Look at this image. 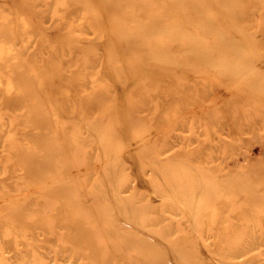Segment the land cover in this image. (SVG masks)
<instances>
[{"label":"rangeland","instance_id":"1","mask_svg":"<svg viewBox=\"0 0 264 264\" xmlns=\"http://www.w3.org/2000/svg\"><path fill=\"white\" fill-rule=\"evenodd\" d=\"M168 2L0 0V211L58 215L24 171L52 172L31 159L53 151L79 210L120 198L146 213L65 217L78 254L34 230L43 264H264V0H177L175 38ZM116 25L132 42L109 38ZM3 233L0 264H35Z\"/></svg>","mask_w":264,"mask_h":264},{"label":"bare ground","instance_id":"2","mask_svg":"<svg viewBox=\"0 0 264 264\" xmlns=\"http://www.w3.org/2000/svg\"><path fill=\"white\" fill-rule=\"evenodd\" d=\"M176 1L177 0H169V2L167 3L168 9L170 10V13L172 15H175L167 23V25L170 26V28L168 30V34H169L170 38H172V37L175 38V37L178 36V34L176 33V27L171 28L172 25H176L177 24L176 23V21H177L176 20L177 12L176 13L173 12V8H174V5H175ZM195 3L198 4L199 1L195 2ZM233 4H234V2H233ZM104 5L106 6V8H107V10L109 12L114 13L113 10L111 9V7L109 6V4H105L104 3ZM229 8L231 10H230L229 13H227V16L230 19H233V18H235V15L238 16V14H240V13H238L235 10V4L233 6H231V7H229ZM184 10H185V8H184ZM228 17H227V22L230 21V19ZM153 21H154V18L150 19L151 23ZM188 21H190V20L188 19ZM93 22H94V20H93ZM117 27H118V29H117ZM199 27H200V25H199ZM110 31L113 34V36H111L109 38L112 41H114V42H118L120 44V46L123 47V44H127L129 42H132L131 41L132 40V31L125 32V30L119 25L112 26L110 28ZM187 34H189V33L187 32ZM191 35H193V34H191ZM222 35H223V33H222ZM186 36H188V35H186ZM220 36H221V34H220ZM223 36H221V37L223 38ZM189 38H191V36ZM196 38H198V37L196 36ZM224 38H226V36ZM189 40L191 41V39H189ZM249 40H250V38L248 36H246L245 37V41H249ZM160 41H161V39H157L156 40V45L157 46L159 45ZM199 43H200V41H199ZM199 43H198V45H199ZM195 45H196V43H195ZM196 47H197V45L195 46V48ZM195 48H193V49H195ZM204 51H209V50L203 48V53H204ZM224 51L226 52L227 55H229V54L231 55L232 53L238 52L236 49H234V50L232 49L231 52H229L227 50H224ZM192 53H193V51H192ZM194 53H193V55L190 54V56L193 57L195 55ZM227 55H226V57H227ZM199 56H197V57H199ZM234 56H236V55H234ZM221 57H222V55H221ZM213 65L214 66H218L219 64H217V65L213 64ZM223 66H225V65H223ZM65 147H68L67 143H65ZM72 149H74V146L72 147ZM63 150L71 151L69 149V147L67 149H63ZM29 153H31V152H29ZM51 153H53V151H50L48 154H46V156L44 158L37 157L38 159H36V158L31 159L32 162L36 161L38 163V164H35V169H37V167L44 168V169H51L52 172H49V173L34 172V170L32 169V166L34 165V163L29 165V163H28V161L26 159L22 158V160H23V162H25L24 160L27 161L26 167H25L26 169L24 170L25 171V176H26V180L25 181L28 182V183H33L35 178H36L39 182H42L44 184V185H41V186L39 185L40 188H41L39 190V193H41L44 198H46V197H54V198L57 199V202H61L62 203L61 208H59L57 210L58 215L56 213H54L53 211H49L46 215H43V216H41L40 214L38 215V213L33 214L36 211V210H34L35 208L30 209L28 212H25L24 214L21 213V214H13V215H10V212L7 211V210H1L0 211V235H4L3 232L9 230L10 233H13L17 237V240L21 244L28 245V244L32 243L31 246H29L30 249L27 248L28 250L26 248H24L23 246L22 247H15V246L11 245L13 250H19L20 249V250H23V251H27L26 254H27L28 263L29 262H33L35 264H43L42 263V259L39 256H36V254H35L36 249H40L41 245L40 244L37 245V243H36V240H35L36 239L35 238L36 232L34 230L38 229V230L41 231L42 234L43 233L44 234L53 233V232L59 234V233H62L60 231V228L65 227L68 230H71V229H74V227H77V226L80 225V223H68V222L63 221V219H65V217H70V218L75 217L76 218V217H88V216L91 217V216H98V215L99 216H104V217H107L108 215H111V217H116V218L117 217H124V218L129 217L130 218L132 216L138 217V218H144L145 217L146 213H144L142 211V209L139 208V207H137V209L134 211V213L132 212L133 210L129 211L132 207L130 205H128V204H125V201L120 199V198L108 202L109 204H106V206H102L101 205V206H99V208L91 209L88 212H82L81 210H79L78 207H75V205H72V204H77V202H80L81 201L80 197H78L75 194V192H73L71 194L65 193L63 191V189H61L62 188L61 186L55 185L54 182H53V177L54 176H57L58 174L64 173V172L68 173L67 169H69V168L68 167H62L61 168L62 170H61V169L52 168V167L51 168L50 167L46 168V166H45L46 164H52V162L50 160V156H49ZM22 154H24V153H21L20 155H22ZM32 155H35V154H32ZM31 158H32V156H31ZM32 173H35V174H32ZM52 173H54V175H52ZM105 176L108 178L110 176V174L109 173H105ZM23 181H24V179H23ZM36 185H37L36 187H38V184H36ZM103 193H104V191L102 189H100L99 186H96L93 189V192H92V194L97 197L96 200H99L100 198L104 197L102 195ZM40 200H42V199H40ZM66 203L68 205H70V204L71 205L67 206ZM156 213H159V212H156ZM42 217H45V218L43 219ZM42 221H44V223H43V225H40L42 223ZM123 224L125 226V223H123ZM116 227H119L121 229V227H123V226L122 225H119V226L117 225ZM98 229L100 231H104L105 229H107V227H104L102 225ZM21 232L25 233L26 236H23V234H20ZM62 234L64 236H66V237L62 238L61 243H60V247H63L65 243H68V241H70L72 244H74L76 246V249L73 247L74 252L76 254H78L79 250L83 251V248L86 247L85 243H80V239L83 238L84 236L82 234L80 235L79 230H77L75 232L73 231V233H70L71 234L70 236H69V233H67V232L62 233ZM73 234H75V236H73ZM100 235L101 236L108 235V231L106 230L105 232L101 233ZM58 238H60V237H58ZM100 245H101L100 246L101 248H103L105 246L103 244V241L100 242ZM43 247H47V246L44 244ZM112 248L118 249V247L116 245L112 246ZM141 250L144 251V248L142 249L141 246H139L138 247V251H141ZM109 262H112V260H109V261L106 260L104 262V264H108ZM112 263L114 264V262H112Z\"/></svg>","mask_w":264,"mask_h":264}]
</instances>
